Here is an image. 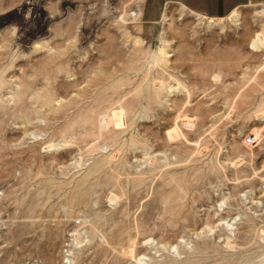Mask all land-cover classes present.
I'll return each instance as SVG.
<instances>
[{"label": "rangeland", "instance_id": "obj_1", "mask_svg": "<svg viewBox=\"0 0 264 264\" xmlns=\"http://www.w3.org/2000/svg\"><path fill=\"white\" fill-rule=\"evenodd\" d=\"M0 0V264H264V0Z\"/></svg>", "mask_w": 264, "mask_h": 264}, {"label": "crops", "instance_id": "obj_2", "mask_svg": "<svg viewBox=\"0 0 264 264\" xmlns=\"http://www.w3.org/2000/svg\"><path fill=\"white\" fill-rule=\"evenodd\" d=\"M262 0H143L138 17L147 24L162 20L168 3H178L189 11L208 18L221 19L232 15L239 8Z\"/></svg>", "mask_w": 264, "mask_h": 264}, {"label": "bare ground", "instance_id": "obj_3", "mask_svg": "<svg viewBox=\"0 0 264 264\" xmlns=\"http://www.w3.org/2000/svg\"><path fill=\"white\" fill-rule=\"evenodd\" d=\"M235 14H236V12H234V13H232V15H230L231 17H233V16H235ZM135 16H138V14L136 13V14H134ZM234 18V17H233ZM261 40H263V42H264V38L263 37H261Z\"/></svg>", "mask_w": 264, "mask_h": 264}]
</instances>
